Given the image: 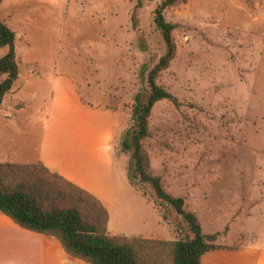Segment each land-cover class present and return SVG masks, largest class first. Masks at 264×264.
Returning <instances> with one entry per match:
<instances>
[{"label": "rangeland", "instance_id": "1", "mask_svg": "<svg viewBox=\"0 0 264 264\" xmlns=\"http://www.w3.org/2000/svg\"><path fill=\"white\" fill-rule=\"evenodd\" d=\"M160 1L0 3L17 64L0 107V163L34 159L43 139L42 158L82 183L107 213V234L126 239L188 235L149 186L128 182L129 155L120 149L134 98L144 99L145 75L164 53L152 23ZM163 17L174 26L175 52L156 84L175 102H156L147 118L151 174L204 235L264 249V0H185ZM49 240L54 264L78 263ZM210 256L202 264L255 261L249 253Z\"/></svg>", "mask_w": 264, "mask_h": 264}, {"label": "trees", "instance_id": "2", "mask_svg": "<svg viewBox=\"0 0 264 264\" xmlns=\"http://www.w3.org/2000/svg\"><path fill=\"white\" fill-rule=\"evenodd\" d=\"M185 0H161L152 12V23L164 45V53L145 75L147 93L134 98L131 127L120 149L128 153V182L150 187L154 199L173 210L188 235L176 240L122 238L106 231L107 213L93 196L49 172L41 164H0V214L19 229L53 238L63 254L84 264H200L208 252L227 249L215 244L216 234L204 235L196 215L183 209L181 198L165 192L158 176L152 175L143 141L148 137L147 118L152 106L174 98L156 84L158 74L174 57L171 32L163 11ZM1 3V0H0ZM0 104L17 78L14 34L0 19Z\"/></svg>", "mask_w": 264, "mask_h": 264}, {"label": "crops", "instance_id": "3", "mask_svg": "<svg viewBox=\"0 0 264 264\" xmlns=\"http://www.w3.org/2000/svg\"><path fill=\"white\" fill-rule=\"evenodd\" d=\"M68 87L69 88H67V92H69V94L67 95L69 96L68 97L69 102L73 106L76 105V113L77 115H79L83 109L82 108L83 106L76 101L75 97L72 98L73 96L71 95V93H77V91L73 88L71 84ZM43 145H44L43 139L40 138L39 140L36 141L35 147L33 148V153L36 155L34 159L27 158V159H22V161H11V162L7 161L5 163L17 164V165H35L41 163L43 167L46 168L49 172L57 174L58 176L72 183L78 188L85 190V192L86 191L88 192V190H86V187L82 183L76 181L75 179L69 177L65 173H62L57 168L52 166V162L50 158H47L46 156H45L46 159L42 158V156L45 155V148L43 147ZM0 164H4V163H0ZM228 238L229 237L227 236L223 240L220 241L218 240V242L215 241L216 245L225 247L227 249L205 253L202 256L203 258L201 257L200 259V264H202V259H205V257H208L213 254L218 255L217 257L220 259L224 258L225 260L227 259L229 260L234 258L240 260L239 257H244V255H248V253L255 256L254 264L264 263V249H260L259 247L254 246L253 243L249 245L244 243L243 246L245 248L242 249V247H240L242 246L240 244L241 242L232 245L231 243L227 242ZM251 238H255V237L251 236ZM49 239H53V238L45 237L42 235L34 234L19 229L14 224H12L5 216L0 214V264H54L55 263L54 258L59 254L55 244ZM145 239H151V238H145ZM64 257L66 259H70L65 255ZM210 257H214V256H210ZM70 260H74V259H70ZM80 263L81 262L78 261L77 264Z\"/></svg>", "mask_w": 264, "mask_h": 264}]
</instances>
